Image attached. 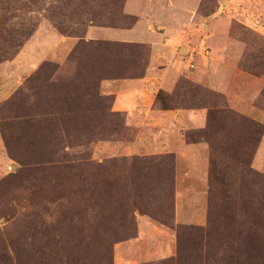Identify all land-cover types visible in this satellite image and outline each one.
Instances as JSON below:
<instances>
[{"label": "rangeland", "instance_id": "obj_1", "mask_svg": "<svg viewBox=\"0 0 264 264\" xmlns=\"http://www.w3.org/2000/svg\"><path fill=\"white\" fill-rule=\"evenodd\" d=\"M124 2L0 0V264H264L259 117L227 109L225 94L186 77L169 94L174 105L217 106L203 130L188 132L209 144L203 225L174 224L170 157L123 154L134 131L100 78L139 74L151 49L88 40L85 30L131 26ZM49 29L77 38L60 61L42 49L38 34ZM168 31L209 59L225 55L236 92L264 110V0H168ZM144 161L156 169L141 170ZM140 215L174 230L172 255L146 259L139 243L122 248Z\"/></svg>", "mask_w": 264, "mask_h": 264}, {"label": "crops", "instance_id": "obj_2", "mask_svg": "<svg viewBox=\"0 0 264 264\" xmlns=\"http://www.w3.org/2000/svg\"><path fill=\"white\" fill-rule=\"evenodd\" d=\"M123 11L134 16L131 26L89 25L85 30L88 40L148 44L151 49L149 62L139 74L100 80L101 89L105 94L112 95L111 109L123 114L124 124L134 131L132 141L123 146L126 149L123 154L170 157L173 163L174 224L203 225L208 211L209 144L201 138L190 140L188 132L207 126L208 108L174 104L162 108L156 98L157 92L163 90L171 94L178 79L186 77L225 94L229 108L239 109L262 121L264 110L258 108L252 99L236 92L232 80L225 76V55H222L223 62L217 61L215 55L209 59L203 56L199 44L184 47L179 37L168 36V0H125ZM38 36L43 51L46 50L45 57L58 55L57 61L62 60L77 41L76 37L53 29ZM236 42V46H239L240 42ZM185 49L189 52L182 59L181 52ZM193 53L195 57L201 53V57H196L197 61L190 63L194 59ZM235 74L239 77L242 73L239 71ZM261 156L264 160V133L260 138L256 160ZM4 159L5 149L0 139V161L4 162ZM137 222L136 237L123 242V249L124 246L139 243L142 249L140 254L145 255L146 259L174 253L176 234L172 228L159 225L146 215H140Z\"/></svg>", "mask_w": 264, "mask_h": 264}, {"label": "trees", "instance_id": "obj_3", "mask_svg": "<svg viewBox=\"0 0 264 264\" xmlns=\"http://www.w3.org/2000/svg\"><path fill=\"white\" fill-rule=\"evenodd\" d=\"M109 43V42H108ZM110 43H112V44H116L117 42H110ZM124 75H128V73H126V72H123V73H116V74H114L113 76H110V75H103L101 78H100V80L101 79H103V78H107V77H115V76H124ZM213 94H215V95H218V96H222L220 93H217V92H215V91H211ZM156 98H157V100H158V102L160 103V105H161V107L162 108H169L170 106H171V100H170V98H169V95L168 94H166L163 90H159L158 92H157V95H156ZM224 98V97H223ZM225 103H224V107H226L227 109H229L228 108V105H227V100L225 99V101H224ZM184 106H205V107H207L208 108V122H209V119H210V117H211V114H212V109H214V108H217V106L215 105V104H213V105H207V104H188V105H184ZM123 124H124V122H123ZM208 124V123H207ZM125 125V124H124ZM203 130V129H202ZM262 134H263V130L261 131V136H262ZM261 136H260V138H261ZM260 138H259V140L258 141H260ZM189 139L190 140H194V138H192L191 136H189ZM259 143V142H258ZM151 156H154V155H151ZM124 159L126 158V157H123ZM138 158V156H132V159H134V160H136ZM171 159V158H170ZM172 160V159H171ZM153 167L156 169V166L154 165V164H151V162H143V165L140 167L141 168V170H146L147 172H150L152 169H153ZM133 169H132V171L134 170V171H136L137 172V170H136V166H133L132 167ZM140 170V169H139ZM168 189H171V195H172V202H173V195H174V184H173V163L171 162V164L170 165H168ZM131 210H130V212L132 211L133 212V210L135 209V207L133 206V207H131L130 208ZM132 217H134V215L132 214ZM133 222V219L131 220V223ZM169 225V224H168ZM178 225H190V224H178ZM170 226H174L173 225V223H171L170 224Z\"/></svg>", "mask_w": 264, "mask_h": 264}]
</instances>
